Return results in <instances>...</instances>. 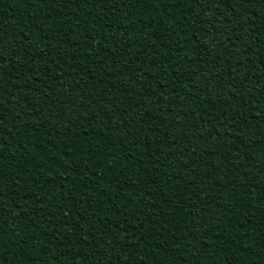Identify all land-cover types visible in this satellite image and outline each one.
I'll use <instances>...</instances> for the list:
<instances>
[{
  "label": "trees",
  "instance_id": "16d2710c",
  "mask_svg": "<svg viewBox=\"0 0 264 264\" xmlns=\"http://www.w3.org/2000/svg\"><path fill=\"white\" fill-rule=\"evenodd\" d=\"M0 264H264V0H0Z\"/></svg>",
  "mask_w": 264,
  "mask_h": 264
},
{
  "label": "snow or ice",
  "instance_id": "6c2138e0",
  "mask_svg": "<svg viewBox=\"0 0 264 264\" xmlns=\"http://www.w3.org/2000/svg\"><path fill=\"white\" fill-rule=\"evenodd\" d=\"M240 27H242L243 25H239Z\"/></svg>",
  "mask_w": 264,
  "mask_h": 264
}]
</instances>
